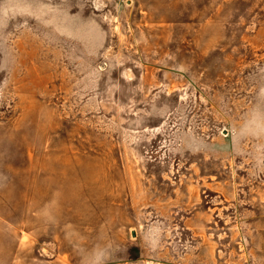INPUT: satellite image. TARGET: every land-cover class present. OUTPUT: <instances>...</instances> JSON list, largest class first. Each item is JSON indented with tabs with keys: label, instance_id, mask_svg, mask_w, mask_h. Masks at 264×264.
Wrapping results in <instances>:
<instances>
[{
	"label": "rangeland",
	"instance_id": "374dc122",
	"mask_svg": "<svg viewBox=\"0 0 264 264\" xmlns=\"http://www.w3.org/2000/svg\"><path fill=\"white\" fill-rule=\"evenodd\" d=\"M0 264H264V0H0Z\"/></svg>",
	"mask_w": 264,
	"mask_h": 264
}]
</instances>
